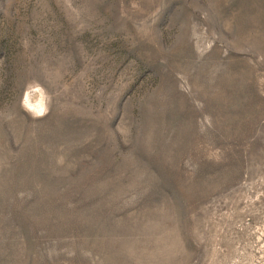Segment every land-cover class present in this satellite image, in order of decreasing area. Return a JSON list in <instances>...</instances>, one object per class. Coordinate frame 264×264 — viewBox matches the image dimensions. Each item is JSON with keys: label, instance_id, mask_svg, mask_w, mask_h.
<instances>
[{"label": "rangeland", "instance_id": "374dc122", "mask_svg": "<svg viewBox=\"0 0 264 264\" xmlns=\"http://www.w3.org/2000/svg\"><path fill=\"white\" fill-rule=\"evenodd\" d=\"M0 264H264V0H0Z\"/></svg>", "mask_w": 264, "mask_h": 264}, {"label": "clouds", "instance_id": "9594fccd", "mask_svg": "<svg viewBox=\"0 0 264 264\" xmlns=\"http://www.w3.org/2000/svg\"><path fill=\"white\" fill-rule=\"evenodd\" d=\"M45 114V109L44 108H40L34 112H32V115L34 117H39V116H43Z\"/></svg>", "mask_w": 264, "mask_h": 264}]
</instances>
